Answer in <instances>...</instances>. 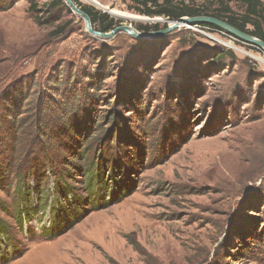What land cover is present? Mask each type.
<instances>
[{"label":"rangeland","instance_id":"obj_1","mask_svg":"<svg viewBox=\"0 0 264 264\" xmlns=\"http://www.w3.org/2000/svg\"><path fill=\"white\" fill-rule=\"evenodd\" d=\"M4 1L0 131L10 128L2 110L15 94L21 106L33 87L34 105L42 97L41 116L51 121L46 133L54 131L61 150L49 158L53 170L42 155L51 144L31 139L14 163L29 189L19 194L13 175L0 180V224L7 229L0 233V264H264V241L254 248L264 240V52L197 25L150 38L126 32L101 38L74 12L40 25L30 6L37 3L45 16L50 0L9 7ZM80 1L121 20L119 26L169 23L131 10V0ZM175 2L245 14L243 0ZM112 10L144 19L118 18ZM226 50L234 55L218 60ZM66 82L67 91L55 95L53 86ZM77 141L93 148L89 154L109 174L120 159L117 180L97 209L79 199L88 192L81 160L70 157ZM64 168L73 192L55 193L54 175ZM41 189L48 204L39 212ZM19 196L32 214L22 226L15 220ZM56 220L64 224L53 226Z\"/></svg>","mask_w":264,"mask_h":264},{"label":"trees","instance_id":"obj_2","mask_svg":"<svg viewBox=\"0 0 264 264\" xmlns=\"http://www.w3.org/2000/svg\"><path fill=\"white\" fill-rule=\"evenodd\" d=\"M17 0H5L4 6L9 7L12 6L13 3H15ZM79 8H81L84 12H86L93 24L94 29L97 31L101 32H110L114 30L116 27L120 25L122 22L121 20H118L114 17H112L109 13L99 10L93 6H87L84 5L80 0H73ZM244 5H245V14L243 16H235L233 14L229 13H220L219 11L217 12H207L206 10H201L200 8H194L188 5L183 4V2L176 3L175 0H131L130 4V9L135 11L136 13H139L144 16H148L149 18H156V17H164L170 20H178L181 17L189 16V17H197V16H209V17H215L218 19H221L230 25L234 26L235 28L239 29L240 31L250 34L252 36H255L262 41H264V2L263 0H243ZM6 3V4H5ZM46 7H47V14L43 16L42 8H38L39 5L37 3L32 2L30 6V12L33 14V18L40 24L43 25L45 23L48 24H55L58 20V15L57 13H64V15H73V11L71 8L68 6L67 2L65 0H50L49 2H46ZM227 12H230L228 10ZM49 13V14H48ZM168 25L165 24L163 28H166ZM198 27L204 28V29H211L214 31L218 32H226L223 29L210 24V23H199L197 25ZM65 26L60 27L59 29L57 28L58 32H62L64 30ZM141 31H150V30H159V25L158 23L152 24V25H139L137 27ZM162 28V29H163ZM227 33V32H226ZM229 34V33H228ZM231 35V34H229ZM232 36V35H231ZM260 51L264 52L261 48H259ZM233 52L230 50H226L225 52H221L218 54V60H223L227 57L233 56ZM104 57V55H103ZM101 70L104 69V65L101 66ZM97 77L93 76V79ZM56 80V79H55ZM59 80L57 79L55 83L57 84ZM138 84L142 82L136 81ZM71 82H66L62 85V87L59 86L57 88L56 86H53L52 88L54 94H59L60 91L66 92L67 89L66 87L70 84ZM33 89L30 88L24 95L22 99V105L19 106L20 100L19 97L16 96V94L13 97V100L11 103L8 104V106L2 110V112H5L4 116L8 118V122L10 126L9 129H6L5 131H0V146L3 144L8 143L10 146L8 150H6V147H2L0 150V180L2 179L3 176L10 177L13 175L16 179V184L18 188V192L20 194L21 190L26 191V189L29 188H24V184L26 181V174L17 166L14 165L16 163V160L19 159V155L21 156L22 153L27 152V149L24 148V143L35 140V139H41L40 136H43V140H45L47 143L51 144L49 146V149H46L43 151V162H49V167H51L54 170V158L49 159L50 157L52 158V153L58 152L61 150V145L58 141V139L54 136V131H50L46 133V130L50 128L51 121L47 119L48 117L46 116H41L44 112L45 109V104L41 102L43 99L40 97L38 99V103L34 105L33 101L35 100L34 95L36 93L31 94V90ZM53 94L54 97L55 95ZM32 95V96H31ZM30 97V99L28 98ZM50 97L49 95H47ZM137 97V93H136ZM3 98V97H2ZM26 98L28 100L27 103H25ZM1 100V97H0ZM46 100L50 103L49 98H46ZM52 104H54L53 100L51 99ZM125 102L124 99H120L119 103ZM114 111L110 113L108 117H110L113 114ZM25 113L24 121L20 122L18 120L20 117H23L22 114ZM111 120V118H109ZM26 127V128H25ZM41 128V129H40ZM97 130H92L90 134H92ZM18 137L21 139L18 140ZM88 138H86L87 140ZM23 140V141H22ZM21 142L20 146L16 145V143ZM23 144V145H22ZM76 146L72 148L70 153L72 155L70 157H73V159H77V157L81 160V164L78 165L77 169L79 172L84 173L85 176V181L84 185L86 186L85 191L88 192V196H86L84 199H81V201H87L88 206H91L92 208L97 209L99 206H103L104 199H106V195H108V192L110 188H112V185L110 184L111 181L117 180V174L119 168H117V164H119L120 159H117V162L112 168V171L106 172L105 169H103L100 166V162L97 160V156L95 153H90L89 151L93 148H87L86 143H80L77 141ZM92 147V146H91ZM86 148V149H85ZM80 149V150H79ZM66 151V150H65ZM3 152V153H2ZM2 153V154H1ZM77 156V157H76ZM43 164V163H42ZM73 164V161L71 162ZM116 169H118L116 171ZM64 170H60L55 176V193H61L64 191L69 190V186L67 185V182L64 183L63 179L66 178L67 174H64ZM108 173V174H107ZM69 175V174H68ZM40 187H43L42 185H39ZM72 191L71 188L68 192ZM73 192V191H72ZM40 193L41 198L38 202V206L40 208L39 212H42L43 209H45L46 205L48 202L46 201V196L45 192H43V189H41ZM44 193V194H43ZM64 194V193H63ZM23 196V195H22ZM20 198V196H19ZM74 196V199L72 198V202H76V204L80 205L81 203L76 199ZM72 205V204H71ZM74 205V204H73ZM70 206V203L67 205V207ZM74 209L80 212V209H85V207L79 206L78 209H76V206L74 205ZM15 211V220L18 222L20 226L23 225L25 219H29L32 216L30 215V210L27 212L24 210L23 203L20 201L18 202L17 208ZM54 212V211H52ZM53 218V217H52ZM64 223H60L57 220L54 222L53 226H59L63 225ZM6 228L5 226L3 227L0 224V233H6ZM48 231V230H46ZM264 240H259V242H256L254 248H257L258 250L262 246V242ZM253 247V246H252ZM252 252H254L251 249ZM261 252H264L263 248L260 249ZM12 259V258H11ZM9 259L8 261H10Z\"/></svg>","mask_w":264,"mask_h":264},{"label":"water","instance_id":"obj_3","mask_svg":"<svg viewBox=\"0 0 264 264\" xmlns=\"http://www.w3.org/2000/svg\"><path fill=\"white\" fill-rule=\"evenodd\" d=\"M65 1L67 2L71 10L74 13L80 15L81 18L84 20L87 31L90 34L97 37L112 38L118 32H126L127 34L131 36H135L137 38H150V37L166 35L184 26L187 27L188 25H198L199 23H210L223 29L227 33L231 34L233 37H236L237 39L257 45L259 48H261L264 51V41H262L261 39L252 36L250 34L244 33L221 19L215 17H209V16H197V17L185 16V17H181L178 20L167 19V21L171 22V24L168 23V26L166 28L159 30L141 31L138 28L132 27L131 25H121L116 27L114 30L110 32L97 31L96 29H94L91 19L86 12H84L81 8H79L78 5L73 0H65ZM150 20H152V22L159 21L157 19H150Z\"/></svg>","mask_w":264,"mask_h":264},{"label":"bare ground","instance_id":"obj_4","mask_svg":"<svg viewBox=\"0 0 264 264\" xmlns=\"http://www.w3.org/2000/svg\"><path fill=\"white\" fill-rule=\"evenodd\" d=\"M93 3H95L96 5H100L99 2H97L96 0H89ZM115 16L117 17H121V18H124V19H129V20H142L144 18H142L141 16H136V15H132V14H120L118 13L117 11H111ZM171 24V22H169Z\"/></svg>","mask_w":264,"mask_h":264}]
</instances>
